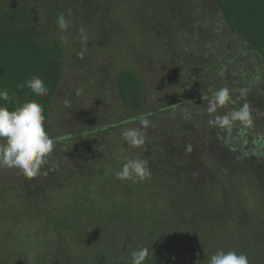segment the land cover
<instances>
[{
  "label": "rangeland",
  "instance_id": "374dc122",
  "mask_svg": "<svg viewBox=\"0 0 264 264\" xmlns=\"http://www.w3.org/2000/svg\"><path fill=\"white\" fill-rule=\"evenodd\" d=\"M131 6L128 8L132 13ZM131 13L117 12L111 17L113 27L106 32L109 40L83 27L88 37L86 43L81 41L79 32L71 35L75 22L69 21L67 40L63 43V79L50 111V137L54 146L43 164L45 169L27 178L15 168H0V264L51 261L69 264V260L83 263L89 258H94L90 264H131L126 262L129 261L128 249L131 256L139 247H147L151 255L158 258L148 264H175L177 257L180 263L190 241L185 237L186 229H191V235L207 227L210 233L217 235L218 224L213 221L205 224L196 216L190 228L174 217L171 207L179 203L177 195L182 186L174 183L167 188L168 182L162 181L163 186L156 188L154 183L151 185L156 176L150 168V175L142 181L118 180L116 173L127 159H144L145 154L153 150L147 149L152 139L175 140V136L163 137L161 133L183 132L189 123L197 122V111L204 123L221 115L207 112L210 99L190 104L197 97L193 81L199 83L201 94H207L215 86L224 87L219 79L221 64L225 65L224 77L228 78L239 70V63L247 66L249 59L239 55L232 62L229 59L221 62L219 57L223 51L234 47L227 39L221 48L204 50L196 46L197 37L186 36L185 25H173L170 29L164 17H152L148 13L146 17L131 16ZM77 25L83 24L78 22ZM174 27L177 37L171 36ZM205 32L211 31L206 29ZM212 64L216 67L208 70ZM203 66L207 69L205 77H193ZM256 68L254 71L261 76L264 72L260 75V68ZM129 69L142 80L144 102L140 112L126 109L117 94L118 75ZM241 75L233 76L234 87L246 90L242 96L245 103L264 111V85L261 81L247 82L244 88L243 80L249 76H245V72ZM173 105L176 108L171 109ZM225 106L217 111L232 108ZM160 109L164 112H159ZM141 115H146L153 126L145 130V145L133 148L122 139L121 132L125 128L139 127ZM184 118L189 122L185 123ZM210 126L216 128L217 125ZM54 166L61 171L59 177ZM41 187H45L46 194ZM40 188L45 197H40ZM175 193L178 194L173 197ZM249 193V189H244L240 195L245 197L243 205L251 210L250 217L238 216L230 221L225 216L218 231L225 247L222 244L218 248L210 237L203 243L204 250L212 254L217 250H234L237 254H246L248 260L258 259V252L252 251L245 241H254L253 235L258 233H255L256 226L264 221V211L259 207L257 196ZM206 196L209 194H204ZM45 211L54 213L69 229H56L46 223ZM205 215L212 219L213 213ZM217 219L219 222L222 217ZM239 223V230H235L233 225ZM236 231L241 235V242L235 237ZM258 241L253 245L257 243L260 248ZM134 245L139 247L133 249ZM192 261L191 258L187 264H193Z\"/></svg>",
  "mask_w": 264,
  "mask_h": 264
},
{
  "label": "trees",
  "instance_id": "16d2710c",
  "mask_svg": "<svg viewBox=\"0 0 264 264\" xmlns=\"http://www.w3.org/2000/svg\"><path fill=\"white\" fill-rule=\"evenodd\" d=\"M129 6L132 7V13ZM122 9L123 11L120 12L119 10ZM117 12L122 15L131 13V16L136 14V16L145 15L146 17L149 14L152 17H164L170 29L173 25L175 27L179 24L185 25L186 36L197 37L196 46L204 50L206 47L221 48V44H225L223 43L225 39L229 41L230 46L233 43L234 47L229 48L228 51L224 48V54L219 57L221 62L225 59L232 62L236 56L244 55L250 63L247 61V66L239 63V70L231 73L232 75L228 78L224 77L225 65L221 64L219 67L221 74L219 79H222L224 87L230 90L231 96L225 107L232 108L226 111L238 109L245 103L241 94L244 89L237 90L234 87L236 81L233 76H242L244 72L245 76H249L243 80L244 88L247 82L254 84L261 81L264 85L262 77L264 75V0H0V88L7 89L15 97L14 102L9 103L7 107L12 110L29 100L41 104L45 117L44 128L51 136L50 111L63 79L65 57L64 42H61L60 36L67 34L62 33L58 28L57 17L64 14L68 21L75 22L73 29H70L71 35L78 34L79 29L86 27L89 30H95L97 34L104 35V39L109 40L106 32L113 27L111 17ZM78 22H82L83 25L78 26ZM175 27L171 34L173 37L178 36ZM206 29L211 32L206 33ZM209 66L208 70L216 67L214 64ZM256 67L260 68V75L263 73L261 76L256 74ZM131 69L118 75L117 94L126 109L140 112L144 102L143 84L140 76ZM206 70L203 66L192 76L203 79ZM239 73L240 75H237ZM33 76L43 79L48 88L45 96L38 97L27 88L23 90L17 88L18 84H23ZM214 80L215 77L212 82ZM193 82L197 97H194L190 104H194L195 101L201 102L199 101L201 99H211L212 94L220 89L214 85L215 87L213 86L214 88L207 94H201L202 89L198 88L199 83ZM249 107L253 120L251 126H245L236 121L231 126L215 128L210 126L208 121L204 123L200 112L197 111L196 124L189 123L187 129L182 130L183 132L180 130L175 135L173 131L161 133L163 137L175 136V140L166 142L159 140L158 142V139H152L153 143L147 146V149L153 148V153L152 151L146 153L144 159L148 161V167L155 172L156 176V179L151 181V185L154 183L157 188L163 186L162 181H166L167 188L174 183L179 187L182 186L180 195L173 194V197L178 194L179 198V203L171 207L174 217L190 228H193L192 224L196 216L205 224L210 221L218 224L215 228L217 235L213 231L210 233L207 227L202 228L203 230L198 233L194 231L191 235H189L192 233L191 229H186L188 233L185 237L189 238L191 245L187 243V249L180 263L177 257L175 264H187L191 258L193 264H208L213 254L204 250L203 243L210 237L219 245L218 248H221L222 244L225 247V241L218 237L220 236L218 231L221 228L219 225L225 221L224 217L226 216L230 221L238 216L250 217L251 210L243 205L245 197L240 195L244 189H249L257 196L259 207L264 211V111L255 109L254 106ZM174 108H176L175 105L171 109ZM161 111L163 110L160 109L159 112ZM226 111L223 108V111H217L216 115L222 116ZM184 120L185 123L189 122L187 118ZM193 140L196 143H193ZM53 168L58 170L57 177H59L60 169L57 166ZM44 169L43 165L40 170ZM52 170L51 168L50 171ZM41 188L45 191L43 194H46L45 187ZM41 188L38 193L40 197H45L41 194ZM204 194L209 196L204 197ZM209 199L210 204L207 205L206 202ZM30 202H32L31 199ZM34 210L36 211L35 208ZM199 212H202L200 216L197 215ZM206 212L213 213L212 219L210 215H205ZM43 214L49 225L55 226L56 229L59 227L69 229L68 225L62 224L54 213L45 211ZM218 217H222V220L216 222ZM233 226L235 230H239L241 223ZM258 226L260 227L257 228ZM256 229L255 233L256 231L258 233L253 235V240L256 242L259 238L258 244L261 247L259 248L257 243L253 245L254 241H245L250 244L252 251L258 252L259 256L256 260L249 259V264L264 262V221L257 224ZM235 237L242 241L237 231ZM199 246L202 250H199ZM134 247L139 246H132L133 249ZM129 252L131 249H128L126 254L129 261H125L131 263ZM151 253L149 251L145 264L158 259ZM93 259L89 258L83 263L69 260V264H90ZM59 262L51 261L44 264L62 263Z\"/></svg>",
  "mask_w": 264,
  "mask_h": 264
},
{
  "label": "clouds",
  "instance_id": "9594fccd",
  "mask_svg": "<svg viewBox=\"0 0 264 264\" xmlns=\"http://www.w3.org/2000/svg\"><path fill=\"white\" fill-rule=\"evenodd\" d=\"M57 26L62 33L67 32L70 25L64 14L57 17ZM79 33L81 41L86 43L88 37L84 29H79ZM60 40L66 42L67 37L61 35ZM17 88L20 90L27 88L38 97L48 93L43 79L38 76L18 84ZM244 92L246 90H242L241 94L243 95ZM14 99V94H10L5 88H0V168H15L21 175L32 178L39 174L42 165L53 151L54 141L44 128L45 117L42 105L29 100L10 110L7 105L13 103ZM230 99V90L227 87L218 89L208 102L207 112L216 113L217 109L228 104ZM236 121L245 126L252 125V114L247 103L222 116L217 115L208 123L225 127L231 126ZM151 126H153L151 120L146 115H141L139 127L125 128L121 132V137L131 147L140 148L146 143L145 130ZM149 175L147 160L129 158L116 173V179L142 181ZM148 256L147 247L138 248L131 253V264H145ZM208 264H249V260L246 254H237L234 250L227 252L217 250L209 258Z\"/></svg>",
  "mask_w": 264,
  "mask_h": 264
}]
</instances>
